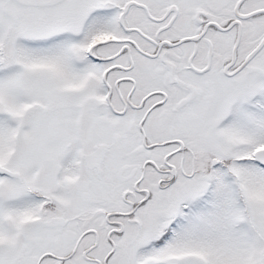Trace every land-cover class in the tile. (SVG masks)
Instances as JSON below:
<instances>
[{
    "label": "snow or ice",
    "instance_id": "1",
    "mask_svg": "<svg viewBox=\"0 0 264 264\" xmlns=\"http://www.w3.org/2000/svg\"><path fill=\"white\" fill-rule=\"evenodd\" d=\"M0 264H264V0H0Z\"/></svg>",
    "mask_w": 264,
    "mask_h": 264
}]
</instances>
